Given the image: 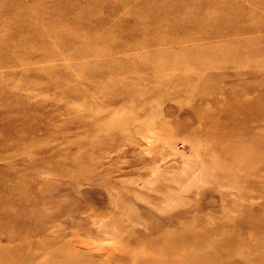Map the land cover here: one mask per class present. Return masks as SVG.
Wrapping results in <instances>:
<instances>
[{
	"label": "rangeland",
	"instance_id": "374dc122",
	"mask_svg": "<svg viewBox=\"0 0 264 264\" xmlns=\"http://www.w3.org/2000/svg\"><path fill=\"white\" fill-rule=\"evenodd\" d=\"M0 264H264V0H0Z\"/></svg>",
	"mask_w": 264,
	"mask_h": 264
}]
</instances>
